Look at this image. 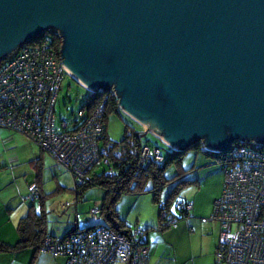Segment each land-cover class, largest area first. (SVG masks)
<instances>
[{
  "label": "water",
  "instance_id": "95a60500",
  "mask_svg": "<svg viewBox=\"0 0 264 264\" xmlns=\"http://www.w3.org/2000/svg\"><path fill=\"white\" fill-rule=\"evenodd\" d=\"M50 29L72 78L175 150L264 145V0H0V60Z\"/></svg>",
  "mask_w": 264,
  "mask_h": 264
},
{
  "label": "built area",
  "instance_id": "2783aa9c",
  "mask_svg": "<svg viewBox=\"0 0 264 264\" xmlns=\"http://www.w3.org/2000/svg\"><path fill=\"white\" fill-rule=\"evenodd\" d=\"M52 45L51 36L45 35L42 44L23 45L0 65V126L25 133L82 183L95 164L108 163L106 149L98 145L105 133L104 105L90 113L78 132H69L65 122L56 130L55 105L69 71ZM248 147L240 145L223 160L225 185L210 217L221 226L218 263L264 264V151ZM141 153L162 160L158 149L145 146ZM33 193L38 194L36 188ZM181 207L189 211L192 204ZM90 213L98 216L100 207ZM146 232L136 227L127 235L99 226L47 239L46 245L66 256L67 264H148Z\"/></svg>",
  "mask_w": 264,
  "mask_h": 264
},
{
  "label": "trees",
  "instance_id": "16d2710c",
  "mask_svg": "<svg viewBox=\"0 0 264 264\" xmlns=\"http://www.w3.org/2000/svg\"><path fill=\"white\" fill-rule=\"evenodd\" d=\"M45 35L51 36L52 44H53L52 46L58 53H60V49L62 46V39L58 34V32L53 29L46 31L44 34L37 36L33 40L27 41L26 45L35 46L42 44ZM9 57L10 56H6L3 59H1L0 65L4 63ZM101 105H104L103 122L105 127V133L103 137L98 141V145H99V149H103V148L106 149L108 163L101 161L98 164H95V166L87 172L86 176L83 178L84 180L82 183L79 182V180L74 176V174L70 171L68 167H66L64 164H61L59 162L58 164L65 166L66 169L71 172L74 178L75 188H72L71 190L76 193V203H78L81 199H83L84 193L89 188L98 187L104 191V195H103L104 197L102 199V204L100 205V214L96 216V217L101 216L102 221L101 220L94 221L93 223L87 224L86 226L83 227L81 226V224L76 223L62 237L49 234L47 232L48 211L44 209L45 200L47 197H45L44 195L43 188L41 186L42 182H40L42 178L41 167L43 164L39 159L34 160L33 164L37 165L38 169L40 170L37 171L36 180L30 185V193L28 197L33 202L39 201L40 205L39 207L35 204L31 205L27 215H25L19 221L18 231H19L20 239L17 242V244L11 245L3 241H0L1 252L34 247L36 251L50 252L52 254H55L53 253L54 251L49 249V247L46 245L47 239H50L52 241L64 239L69 235L77 234L79 231L94 230L99 226L114 229L119 233L127 234V235L130 234L134 229H136V227L144 228L147 230L146 244L148 245V233L150 230L153 229L159 231H166L167 229L178 227L179 223L182 220L190 218L191 216L190 213L193 206L188 211L186 209H183L181 205L187 203L192 204V202H190L186 198H179L178 196L180 195L181 191L187 186L190 185L200 186L201 184L199 177L191 178L192 174L189 175V171L186 169L183 171V173H174L169 176L167 174L169 171L181 167L182 153L185 150H175L173 148V150L165 156L162 154L161 150L158 147L152 146L149 143L143 141V134L141 131H137L136 129L131 128L129 125L125 127V134L120 141L109 139L108 138L109 114L116 113L118 115H122L123 113L121 108L119 107V98L116 96L113 89L95 92L92 93L90 96H88L86 102L83 104V107L80 110V112H83L84 114L82 116H80L79 114L82 120L78 124V126L73 130L69 129L68 122L64 120L61 121L59 124H57L56 109H55L56 130L61 131L62 123L65 122L67 123V130L69 132L71 133L78 132L82 128L83 124L85 123V120L90 115V113H92ZM0 128H7L16 132H20L25 136H27L25 133L18 130H14L13 128L10 127L0 126ZM37 145L41 148L39 144ZM240 145H245L248 147L247 141H242V142L235 141L224 153H215L205 150L202 142H197L194 145H192L190 148H195L197 150H204V152L217 154L219 156V160H222L221 165L224 170L225 164L223 163L224 160L223 158H226L231 151H233L235 148L239 147ZM145 146L149 147L151 150L158 149L162 156V160L157 161V159L153 156L143 155L141 153V150ZM256 147L261 151H264V145L256 144ZM55 176L57 177V175ZM173 182H177V183L169 193L168 197L165 199L164 197H162V192L166 186H168L170 183ZM224 185H225V177H224ZM34 188H36V192H38V194L33 193ZM67 188L68 187L66 186L58 185L57 188H55V190H53L52 193H54V191L59 192ZM148 193L153 195L152 199L158 210V216H159L158 224L148 225V226L137 225L130 228V226L125 222V220L122 219L121 216L119 215V202L126 195L142 196ZM70 205H71L70 203H66L63 205V208L64 209L66 207L68 208ZM175 208L178 211H180V215L176 214L174 210ZM214 210H215V202H214L213 212ZM172 223L173 224L175 223L176 225L173 226ZM220 231H221V226H220ZM221 263H228V262H221Z\"/></svg>",
  "mask_w": 264,
  "mask_h": 264
},
{
  "label": "crops",
  "instance_id": "0c3cea01",
  "mask_svg": "<svg viewBox=\"0 0 264 264\" xmlns=\"http://www.w3.org/2000/svg\"><path fill=\"white\" fill-rule=\"evenodd\" d=\"M2 129H6V131H2ZM16 133L20 132L0 128V241L11 245L17 244L20 239L19 221L27 215L31 205H36V202L31 201L28 197L30 185L36 180L37 171L40 170L37 165L33 164L34 160L39 159L43 164L40 182H42L41 186L45 197L53 192H48L44 188L43 171L45 170V164L43 158L45 156L42 152L37 151L35 144L32 145L33 142H30L29 145H31V151L35 154L30 159V164L34 170L29 171V177L24 181L22 176L25 171H16L18 165L21 164L19 151L15 145L17 144L15 140L19 141L20 138ZM8 136L11 137L8 138ZM49 173L52 174V180H56L54 172L50 170ZM223 186L224 180L220 182L218 192L212 198L211 203L215 202L221 195ZM141 198V196L126 195L119 202V205L121 204L119 215L130 228L137 225H157L159 222L157 208L150 203V200H141ZM79 203L80 201L75 203V211L72 212L76 221L75 223L74 221L69 222L70 226L64 234L76 223L81 224L80 212L83 209H81L82 205H79ZM128 205V208L131 209L126 211L124 206ZM192 206L190 218L181 221L178 227L166 231L153 229L149 231L148 264H222L217 263L215 258L219 244V222L210 219L211 209L203 212L201 210L202 205H197L194 201ZM44 209H46V203ZM70 220H73V217ZM47 232L59 236L56 232L50 233L48 230ZM0 264H67V258L64 255L36 251L34 247H28L14 251H0ZM115 264L127 263L117 261Z\"/></svg>",
  "mask_w": 264,
  "mask_h": 264
},
{
  "label": "rangeland",
  "instance_id": "374dc122",
  "mask_svg": "<svg viewBox=\"0 0 264 264\" xmlns=\"http://www.w3.org/2000/svg\"><path fill=\"white\" fill-rule=\"evenodd\" d=\"M91 94L92 92L88 88L77 82L70 74H66L64 76L55 106L57 124L64 120L68 122L70 130L75 129L82 120V118L79 116V112L82 109L83 104L86 102L88 96ZM127 125L136 129L137 131H141L143 134V141L149 143L152 146L158 147L163 155L166 156L173 150V148L166 144L160 137L150 131H146L141 124L124 112L122 115H118L116 113L109 114L108 138L115 141H120L125 134V127ZM2 131H6V129H2ZM16 135L20 138L19 141L15 140V142H17L15 145L19 151L21 163L18 165V168H16V171H25V174L22 176L24 181L29 177V171L34 170L30 164V159L33 158L35 154H33L30 148L31 145H29V143L33 141L22 133H16ZM10 137L11 136H8V138ZM247 143L249 147H256L255 142ZM34 144L37 148V151L42 152L45 156V158H43L45 164V170L43 171L45 190L48 192L53 191L58 185L68 187L67 189H63L59 192L54 191V193H51V195L49 194L45 202L46 210H48L47 230L50 233L56 232L60 237H62L61 235L64 234L66 229L70 226L69 222L74 221L75 223L76 221L75 216L72 215V212L75 211L74 206L76 203V193L71 190L72 188H75V181L71 172L68 171L65 166L58 164L57 160L50 153L43 151L35 142H33L32 145ZM221 161L222 160H219V156L217 154L204 152V150H197L195 148L185 150L182 153L181 167L171 170L167 174L169 176L174 173H183V171L186 169L189 171V175L192 174V177L190 176L191 178L199 177L201 185H190L185 187L178 197L188 198L190 202L194 201V203H197V205H202L201 210L203 212H205L207 209H211L210 213L212 214L214 202L211 203V200L218 192L220 182H222L225 177ZM50 170L53 171L55 175H57L56 180H52V174L49 173ZM34 179L35 178L33 176V180ZM176 183L177 182H173L166 186L162 192V197L166 199ZM103 194L104 191L98 187L89 188L84 193V199H81L79 203V205H82L81 209H83L80 212L82 227L93 223L94 221H102V217L94 216L90 213V209L97 205L100 207L102 204ZM152 196L153 195L150 193L144 194L141 196V200L148 199L150 200V203L156 207L155 203L152 201ZM66 203H70L72 207H66L67 209H64L63 205ZM36 205L39 207V201L36 202ZM120 206L121 204L119 207ZM128 207L129 205L124 206V209L126 211L127 209L130 210L131 208ZM174 210L177 215H180V211H178L176 208ZM72 217L73 220H70Z\"/></svg>",
  "mask_w": 264,
  "mask_h": 264
},
{
  "label": "bare ground",
  "instance_id": "6f19581e",
  "mask_svg": "<svg viewBox=\"0 0 264 264\" xmlns=\"http://www.w3.org/2000/svg\"><path fill=\"white\" fill-rule=\"evenodd\" d=\"M251 142H254V141H251Z\"/></svg>",
  "mask_w": 264,
  "mask_h": 264
}]
</instances>
